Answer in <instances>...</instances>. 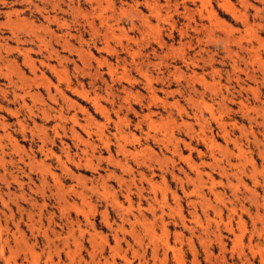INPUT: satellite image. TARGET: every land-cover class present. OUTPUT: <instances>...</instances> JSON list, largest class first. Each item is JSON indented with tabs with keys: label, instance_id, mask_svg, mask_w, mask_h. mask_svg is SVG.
I'll list each match as a JSON object with an SVG mask.
<instances>
[{
	"label": "rangeland",
	"instance_id": "obj_1",
	"mask_svg": "<svg viewBox=\"0 0 264 264\" xmlns=\"http://www.w3.org/2000/svg\"><path fill=\"white\" fill-rule=\"evenodd\" d=\"M0 53V264H264V0H0Z\"/></svg>",
	"mask_w": 264,
	"mask_h": 264
},
{
	"label": "bare ground",
	"instance_id": "obj_2",
	"mask_svg": "<svg viewBox=\"0 0 264 264\" xmlns=\"http://www.w3.org/2000/svg\"><path fill=\"white\" fill-rule=\"evenodd\" d=\"M30 1H31V0H30ZM5 3H6V2H5ZM36 4H37V3H36ZM43 4H44V3H43ZM49 5H50V4H49ZM56 5H57V4H56ZM42 6H43V5H42ZM53 6H55V5L52 4V7H53ZM57 6H58V5H57ZM72 6H73V5H72ZM222 6H223L224 9H226L227 11H231V10H232V9H231V6H230L227 2L223 3ZM27 7H28V6H27ZM168 7H169V6H168ZM37 8H38V7H37ZM56 8H58V7H56ZM169 8H170V7H169ZM54 9H55V8H54ZM61 9H62V8H60V10H61ZM36 10H37L38 12H40V11H39L40 9H39V10L36 9ZM49 10H50V9H49ZM57 10H58V9H57ZM77 10H78V9H77ZM16 11H17V10H16ZM53 11H54V10H53ZM15 13H16V12H15ZM6 14H7V13H6ZM52 14H53V12H52ZM15 15H16V14H15ZM42 15H43V14H42ZM7 16H8V15H7ZM9 16H10V15H9ZM16 16H17V15H16ZM50 16H51V13H50ZM46 17H47V15H46ZM46 17H45V18H46ZM54 17H55V16H54ZM47 18H48V17H47ZM47 18H46V19H47ZM50 18H51V17H50ZM55 18H56V17H55ZM22 19H24V18H22ZM42 19H43V18H42ZM13 20L16 21V19H13ZM43 20H44V19H43ZM53 20H54V19H53ZM24 21H25V19H24ZM24 21H22V22H24ZM45 21H50V19L45 20ZM25 22H26V21H25ZM87 22H88V20H87ZM16 23H17V21H16ZM32 23L34 24L33 21H32ZM56 23H57V22H55V24H56ZM90 23H91V22H90ZM117 23H118V22H117ZM14 24H15V23H14ZM26 24H27V23H26ZM42 24H43V23H42ZM42 24H41V26L38 25L39 28H42ZM132 24H133V23H132ZM30 25H31V22H30ZM57 25H58V24H57ZM92 25H93V24H92ZM15 26H16V25H15ZM21 26H22V25H21ZM43 26H45V24H43ZM50 26H52V25H50ZM88 26H89V25H88ZM17 27H18V26H17ZM33 27H34V25H33ZM29 28H30V27H29ZM29 28H28V29H29ZM36 28H37V27H36ZM12 29H14V28H12ZM45 29H46V28H45ZM45 29H44V27H43V28H42V31H43V30L45 31ZM49 29H51V28L48 27V29H46V30L49 31ZM68 29H69V28H68ZM90 29H91V28H90ZM106 29H107V28H106ZM109 29H110V28H109ZM109 29H108V30H109ZM15 30H16V29H15ZM29 30H30V29H29ZM32 30H33V29H32ZM34 30H35V29H34ZM53 30H54V29H53ZM108 30H107V31H108ZM12 31H13V30H12ZM36 31H37V30H36ZM42 31H41V32H42ZM44 31H43V32H44ZM107 31H106V32H107ZM109 31H111V29H110ZM17 32H18V31H17ZM32 32H34V31H32ZM32 32H31V33H32ZM50 32H52V29L50 30ZM50 32H49V33H50ZM54 32H55L56 35L54 34ZM54 32H52L53 35H55V36L57 37L58 35H57L56 31H54ZM15 33H16V31H15ZM34 33H36V32H34ZM46 33H47V32H45V34H46ZM49 33H47V35H48ZM104 33H105V31H104ZM104 33H103V34H104ZM111 33H112V32H110V34H111ZM36 34H38V36L40 37L39 39H41V38L43 37V35H45V34L42 33L43 35H42V37H41V36L39 35V33H36ZM68 34H69V33H68ZM32 35L34 36L33 33H32ZM120 35H121V34H120ZM12 36H13V34H12ZM49 36H50V35H49ZM49 36H48V37H49ZM104 36L107 37V33H106ZM104 36H103V37H104ZM53 37H54V36H53ZM58 37H59V36H58ZM62 37H64V36H62ZM15 38H16V37H15ZM15 38H14V39H15ZM16 39L18 40V38H16ZM24 39H25V38H24ZM30 39H31V38H29V40H30ZM36 39H38V38H36ZM54 39H56V38L54 37ZM63 39L65 40L66 37L63 38ZM77 39H78V38H77ZM17 40H16V41H17ZM19 40H21V39H19ZM19 40H18V41H19ZM46 40H47V39H46ZM46 40H44V41H46ZM49 40H51V39L49 38ZM40 41L42 42L43 40H40ZM53 41H54V40H53ZM68 41H69V40H67V43H68ZM41 42H39V43H41ZM55 42L58 43V39H57V41L55 40ZM62 42H63V41H62ZM65 43H66V41H65ZM48 44H49V41H48ZM56 45H57V44H56ZM62 45L64 46L65 44H62ZM68 45H71V44H68ZM45 46H46V44L43 46L44 49H45ZM50 46H51V45H49V47H50ZM72 46H73V45H72ZM123 46H124V45H123ZM39 47H40V46H39ZM43 47H42V48H43ZM9 48H10V47H9ZM13 48H14V47H13ZM42 48H41V49H42ZM51 48H52V46H51ZM7 49H8V48H7ZM52 49H53V48H52ZM57 49H58V48H57ZM123 49H124V48H123ZM36 50H37V49H36ZM53 50H55V49H53ZM53 50H52V51H53ZM18 51H20V50H18ZM26 51H27V50H26ZM33 51H34V50H33ZM39 51H40V48L38 49V52H39ZM81 51H82V50H81ZM28 52H29V50H28ZM28 52H26V53H28ZM55 52L57 53V50H55ZM19 53H20V52H19ZM46 53H47V52H46ZM82 53H84V52H82ZM130 54H131V53H130ZM26 55H28V54H26ZM26 55H25V56H26ZM53 55H54V54H53ZM53 55H52V56H53ZM0 56H1V53H0ZM23 56H24V55H23ZM41 56H42V55H41ZM46 56H47V55H46ZM46 56H45V57H46ZM27 57H28V56H27ZM43 57H44V55H43ZM53 57H54V56H53ZM56 57H57V56H56ZM25 58H26V57H25ZM25 58H24V59H25ZM46 58H47V57H46ZM48 58H49V57H48ZM48 58H47V59H48ZM118 58H119V57H118ZM3 59H4V58H3ZM33 59H34V58H33ZM33 59L30 58V61L33 60ZM53 59H54V58H53ZM1 60H2V59H1ZM6 60H7V59H6ZM148 60H149V59H148ZM28 61H29V59H28ZM40 61H41V60H40ZM48 61H49V60H48ZM2 62H3V61H2ZM33 62H34V61H33ZM33 62H32V63H33ZM41 62H42V61H41ZM139 62H140V61H139ZM35 63H36V62H35ZM45 63H46V62H45ZM54 63H55V62H54ZM149 63H151V61H150ZM149 63H147V64H149ZM33 64H34V63H33ZM52 64H53V63H52ZM147 64H146V65H147ZM41 65H42V64H41ZM115 65H116V64H115ZM140 65H142V62H141ZM143 66H144V65H143ZM34 67H35V65H34ZM37 67H38V66H37ZM135 67H136V66H135ZM18 69H19V68H18ZM39 69H40V68H39ZM35 70H36V68H35ZM44 70H45V69H44ZM14 71H15V70H14ZM42 71H43V70H42ZM162 71H163V70H162ZM31 72H32V71H31ZM35 72H36V71H35ZM160 72H161V71H160ZM148 74H149V73H148ZM148 74H147V75H148ZM24 75H25V74H24ZM32 75H33V74H32ZM45 75H47V73H45ZM45 75L43 74V76H45ZM161 75L163 76V74H161ZM245 75H246V74H245ZM9 76H10V75H9ZM28 76H29V75H28ZM18 77H20V76H18ZM23 77H24V76H23ZM35 77L38 78V76H35ZM40 77H41V76H40ZM21 78H22V77H21ZM24 78H25V77H24ZM31 78H32V77H31ZM41 78H43V77H41ZM47 78H48V77H47ZM9 79H10V78H9ZM32 79H34V78H32ZM43 79H44V78H43ZM24 80H25V79H24ZM24 80H23V81H24ZM28 80H29V79H28ZM28 80L26 79V81H28ZM34 80H35V79H34ZM38 80H39V79H38ZM45 80H46V78H45ZM48 80H49V78H48ZM162 80H163V79H162ZM19 81H21V80H19ZM26 81H25V82H26ZM14 82H15V81H13V82L11 81V83H14ZM25 82H24V83H25ZM28 82H29V81H28ZM161 82H163V81H161ZM30 83H32L31 80H30ZM30 83H29V84H30ZM36 83H37V82H35V84H36ZM45 83H46V81H45ZM22 84H23V82H22ZM43 84H44V83H43ZM51 84H52V83H51ZM187 84H188V83H187ZM14 85H15V84H14ZM16 85H17V84H16ZM16 85H15V86H16ZM45 85L47 86V84H45ZM70 85H71V84H70ZM149 85H151V84H149ZM52 86H53V84H52ZM151 86H152V85H151ZM53 87H55V85H54ZM57 87H58V86H57ZM57 87H55L56 91H57ZM19 88H20V87H19ZM47 88H49V87L47 86ZM72 88H73V87H72ZM77 88H78V87H77ZM150 88H151V87H150ZM26 90H27V89H26ZM26 90H25V91H26ZM70 90H71V89H70ZM74 90H77V89H75V86H74ZM79 90H80V89H79ZM79 90H78V91H79ZM47 91H48V90H47ZM23 92H24V91H23ZM27 92H28V91H26L25 93H26V94H29V92H28V93H27ZM33 92H34V91H32V93H33ZM59 92H61V89H60ZM30 93H31V92H30ZM32 93H31V94H32ZM62 93H63V92H62ZM78 93H79V92H78ZM26 94H25V95H26ZM31 94H29V95H31ZM35 94H36V93H34L33 97H36V96L38 95V94H36V96H35ZM51 94H53V93H51ZM61 95L64 96V94H61ZM81 95H82V96H85L84 93H81ZM23 96H24V95H22L21 97H23ZM19 97H20V96H19ZM29 97H30V96H29ZM33 97H32V98H33ZM54 97H55V96H54ZM54 97H53V98H54ZM13 98H14V97H13ZM37 98H39V97H36V99H37ZM17 99H18V98H17ZM17 99H16V100H17ZM54 99H55V98H54ZM148 99H149V98H148ZM37 100H38V99H37ZM18 101H19V100H18ZM21 103H22V102H21ZM23 103H24V102H23ZM70 103H71V102H70ZM25 104H26V103H25ZM0 105H1V104H0ZM33 105H34V104H33ZM70 105H71V104H70ZM44 106H45V105H44ZM99 106H101V105H99ZM40 107H41V106H40ZM29 108H30V107H29ZM41 108H43V107H41ZM46 108L48 109V107H46ZM1 109H2V108H1ZM14 109H15V108H14ZM98 109H99V108H98ZM102 109H103V107H102ZM102 109H100V110H102ZM29 110H30V109H29ZM40 110H41V109H40ZM37 111H38V110H37ZM42 111H43V110H41V114H42ZM45 111H46V110H45ZM103 111H104V110H103ZM32 112H33V111H32ZM43 112H44V111H43ZM150 112H151V111H150ZM30 113H31V112H30ZM41 114H40V115H41ZM43 114H46V113H43ZM43 114H42V116H44ZM48 114H49V113H48ZM60 114H61V113H60ZM148 114H149V113H148ZM144 115H147V114H144ZM149 115H150V114H149ZM42 116H41V117H42ZM74 117H75V116H74ZM16 118H17V117H16ZM71 118H72V117H71ZM86 118H87V117H86ZM90 118H92V117H90ZM17 119H18V118H17ZM76 119H77V118H76ZM150 119H151V118H149V120H150ZM118 122H119V120H118ZM150 122H151V120H150ZM153 122H154V121H153ZM153 122H151V123L153 124ZM1 123H2V122H1ZM3 123H4V122H3ZM19 125H20V124H19ZM21 125L23 126V124H21ZM22 126H21V127H22ZM22 130H23V129H22ZM39 130H41V129H39ZM41 132H42V131H41ZM74 132H75V131H74ZM0 139H1V137H0ZM42 144H43V143H42ZM16 145H17V144H16ZM39 145H40V144H39ZM43 145H44V144H43ZM14 146H15V145H14ZM44 149H45V148H44ZM40 150H41V148H40ZM45 151H46V150H45ZM43 152H44V151H43ZM150 155H151V154H150ZM33 158H34V157H33ZM0 159H1V158H0ZM30 159H31V158H30ZM32 160H33V159H32ZM58 160H59V159H58ZM40 161H41V160H40ZM40 161H39V162H40ZM31 162H32V161H31ZM29 163H30V161H29ZM40 163H42V162H40ZM189 163H190V162H189ZM33 164H34V163H33ZM45 165H47V164H46V163L44 164V162H43V165L41 164V167H42V166L45 167ZM191 165H192V164H191ZM35 166H36V165H35ZM63 166H64V165H63ZM193 166H194V165H193ZM33 167H34V165H33ZM41 167H40V168H41ZM48 167H49V166H47V168H48ZM47 168L45 167L46 170H49V169H47ZM33 169H34V168H33ZM37 171H38V170H37ZM198 174H199V172H198ZM186 176H187V175H186ZM196 177H197V176H196ZM54 178H55V177H54ZM56 178H57V177H56ZM151 178H152V177H151ZM145 179H146V178H145ZM147 180H148V179H147ZM152 180H153V179H152ZM148 181H149V180H148ZM148 181H147V182H148ZM20 184H21V183H20ZM44 184H45V183H44ZM54 184H55V183H54ZM57 185H58V184H57ZM56 187H57V186H56ZM195 187H196V186H195ZM211 191H212V188H211ZM195 192H196V191H195ZM21 195H22V194H21ZM201 195H202V194H201ZM202 197H204V196H202ZM15 203H16V202H15ZM180 234H181V233H180ZM190 241H191V240H190ZM155 243H156V242H155ZM155 243H154V244H155ZM205 245H206V244H205ZM175 249H176V248H175ZM156 253H157V252H156Z\"/></svg>",
	"mask_w": 264,
	"mask_h": 264
}]
</instances>
